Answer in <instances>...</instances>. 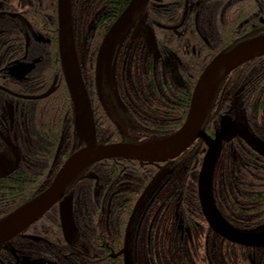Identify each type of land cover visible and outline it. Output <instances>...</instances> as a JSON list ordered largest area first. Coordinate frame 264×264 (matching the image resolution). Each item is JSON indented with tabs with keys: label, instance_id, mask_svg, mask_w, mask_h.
Returning <instances> with one entry per match:
<instances>
[{
	"label": "trees",
	"instance_id": "16d2710c",
	"mask_svg": "<svg viewBox=\"0 0 264 264\" xmlns=\"http://www.w3.org/2000/svg\"><path fill=\"white\" fill-rule=\"evenodd\" d=\"M27 2L39 7L40 14L46 6L55 16V52L49 67L40 65L42 77L29 89L41 93L57 82L49 96L35 100L39 104L29 102L19 118L23 141H13L21 162L0 178V219L47 187L65 159L84 145L59 59L57 0ZM128 2L69 0L77 63L98 143L139 144L173 135L186 118L194 83L210 59L264 33V0H149L141 19L151 26L158 53L138 43L111 50L114 85L127 121L121 127L98 98L95 64L106 31ZM165 55L176 57L174 73L160 61ZM224 114L264 142V55L237 66L219 83L200 132L215 138ZM206 150V142L198 137L164 163L108 158L89 164L62 195L72 203L73 241L64 239L56 203L21 234L0 244V264H264V246L231 242L208 224L198 193ZM164 169V179L144 204L143 198L129 223L136 203ZM210 193L228 225L243 232L264 230V157L237 136L219 142Z\"/></svg>",
	"mask_w": 264,
	"mask_h": 264
},
{
	"label": "water",
	"instance_id": "95a60500",
	"mask_svg": "<svg viewBox=\"0 0 264 264\" xmlns=\"http://www.w3.org/2000/svg\"><path fill=\"white\" fill-rule=\"evenodd\" d=\"M147 2L148 0H129L106 31L96 58L95 84L97 92H99V78L104 54L111 53L116 40L127 25L138 16ZM57 17L61 69L73 104L77 134L83 140L84 145L73 151L65 159L47 187L0 219V244L21 234L56 203H59L60 222L64 239L71 243L75 230L72 203L69 197L63 198L62 195L67 185L81 170L89 164L108 158H123L153 163L169 161L178 157L196 138L202 137L206 142L207 151L199 173L198 193L202 211L208 224L215 233L231 242L251 247L264 246V230L256 233L243 232L228 225L216 212L210 193V176L220 141H228L237 136L253 151L263 157L264 142L255 137L243 125L231 120L228 115H223L220 118L219 130L216 132L215 138H210L200 132L204 115L219 83L237 66L264 55V33L239 43L228 50L221 51L210 59L194 84L183 124L172 136L167 138V144L161 148L150 149L142 147V144L131 142L98 143L96 141L92 110L77 64L69 0H57ZM150 42H152L151 39ZM15 70L17 69H11L10 73L17 75ZM211 87H213L212 92L208 94ZM51 90L52 88H49L46 92L35 97H44ZM8 113L10 121H12L13 110L10 104L8 105ZM13 152L16 156L14 161L0 157V178L5 177L17 167L18 156L14 148ZM78 166H81V168L74 173V169ZM92 176L94 175H89V177ZM138 202L133 213L139 206ZM23 236L31 240L38 239L37 236L26 234H23Z\"/></svg>",
	"mask_w": 264,
	"mask_h": 264
},
{
	"label": "flooded vegetation",
	"instance_id": "af4514ba",
	"mask_svg": "<svg viewBox=\"0 0 264 264\" xmlns=\"http://www.w3.org/2000/svg\"><path fill=\"white\" fill-rule=\"evenodd\" d=\"M41 18L43 19L42 21ZM161 27L166 28L165 26ZM150 30L151 26H145L143 19L136 20L125 31L123 36L118 39L116 45L127 47L130 44L136 45L138 43L143 48L147 47V49H152L154 41ZM126 35L128 39L123 40ZM149 35L151 37V43L148 41ZM204 40L205 45H208L207 39L204 38ZM145 41H148V46L144 44ZM191 50L192 52L196 51L194 46L191 47ZM154 51L157 52L156 49ZM54 52L55 16L50 15V12L48 14L46 6L43 7L42 13L40 14L39 7L29 5L27 0H0V157L14 161L16 158L13 152L14 148L18 156L17 166L21 162V156L17 149L18 146L14 144L13 140H16L18 145L23 141V122L19 118L24 115V110L28 109L29 102L38 100L35 96L46 92L52 85L55 87V83L57 82L56 77H54L56 79L52 85L41 93H35V90L32 92L29 89L35 81L40 80L42 77L40 69H38L40 65L48 64V67L50 66L48 60ZM198 53H200L199 50ZM170 58L174 63L176 60L174 55H165L159 59L164 65L169 67L168 62ZM14 68L17 69L15 70L17 75L10 73V70ZM55 91L53 95L56 94ZM36 103L39 104V102L35 101ZM9 104L13 110L12 121H10L8 113ZM6 116L7 118H5ZM229 117L231 118V116ZM163 171H166L165 175L168 172L165 169ZM158 183L159 181H156L153 187L149 189L142 204L154 192ZM186 230L188 231V229ZM116 255L114 253L111 256L115 257Z\"/></svg>",
	"mask_w": 264,
	"mask_h": 264
},
{
	"label": "rangeland",
	"instance_id": "374dc122",
	"mask_svg": "<svg viewBox=\"0 0 264 264\" xmlns=\"http://www.w3.org/2000/svg\"><path fill=\"white\" fill-rule=\"evenodd\" d=\"M168 64L172 72L174 73V64L171 58ZM176 78L178 79L177 76ZM99 97L102 100V102L105 104V106L108 108V110L114 114L119 125L121 127H125L127 124V121L125 119V116L122 113L123 106L116 93V89L114 85V77H113V62L111 60L109 53L104 54L103 60L101 63V72H100V78H99ZM165 141L166 140L153 141V142H165ZM153 142H146L143 144L152 145ZM165 172L166 171H162L158 175L157 181H160L163 178V176L165 175Z\"/></svg>",
	"mask_w": 264,
	"mask_h": 264
},
{
	"label": "bare ground",
	"instance_id": "6f19581e",
	"mask_svg": "<svg viewBox=\"0 0 264 264\" xmlns=\"http://www.w3.org/2000/svg\"><path fill=\"white\" fill-rule=\"evenodd\" d=\"M197 78H198V77H197ZM196 80H197V79H196ZM212 88H213V87H211V89H209L208 94L212 92ZM161 140H166V141H165V142H153V141H152V142H153L152 145H148V144H143V143H142L141 146L144 147V148H150V149L161 148V147H163L165 144H167L168 139H161ZM161 140H157V141H161ZM80 168H81V166L76 167V168L74 169V173L77 172Z\"/></svg>",
	"mask_w": 264,
	"mask_h": 264
}]
</instances>
